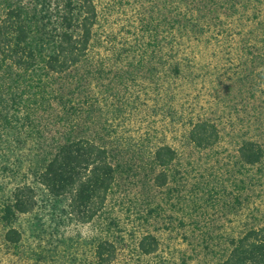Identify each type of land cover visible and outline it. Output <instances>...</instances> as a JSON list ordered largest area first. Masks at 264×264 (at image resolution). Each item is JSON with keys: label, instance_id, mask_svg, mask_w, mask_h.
Here are the masks:
<instances>
[{"label": "trees", "instance_id": "16d2710c", "mask_svg": "<svg viewBox=\"0 0 264 264\" xmlns=\"http://www.w3.org/2000/svg\"><path fill=\"white\" fill-rule=\"evenodd\" d=\"M263 115L264 0H0V264H264Z\"/></svg>", "mask_w": 264, "mask_h": 264}, {"label": "rangeland", "instance_id": "374dc122", "mask_svg": "<svg viewBox=\"0 0 264 264\" xmlns=\"http://www.w3.org/2000/svg\"><path fill=\"white\" fill-rule=\"evenodd\" d=\"M226 84L233 85V88H234L233 91L230 94H227L225 86H223V88H221V90L216 92V94L214 95L215 97H208V98H205V100H203L202 104L204 105V107L202 108V111H203V113H205V111L207 110L208 114L212 117H215V116H220L222 118L226 117V119H224L222 121L221 129H222V131H226V134H227L228 132L233 131L234 129L237 131L242 127L240 125H233L229 121V118L234 117V120H235L236 117L233 115V114H235L234 111L236 109H242V106L244 104H247L246 103L247 101L244 98L245 92L242 91L243 87H241L237 82L236 83L226 82ZM258 103L263 104L262 101H260ZM214 112H215V114H214ZM252 134H256V133L252 132ZM259 136H261V135H259ZM263 142H264V139H263ZM203 157L206 158L205 156H203ZM205 160H203L204 163L206 162ZM206 164H207V162H206ZM196 174L197 173H194V175H196ZM138 184L140 187L139 186H136V187L133 186L132 187L131 185H127L129 187L128 192H130V190H131L132 194L136 193V194H139L140 197H143L144 195L142 194V192L145 194L146 191L141 189V187H142L141 186L142 185L141 180L139 181ZM226 220L227 219L221 218V216L219 214H215L213 216L212 224H209L210 222L207 221V225H205V226L210 225V227H214V226L217 227V226L225 223ZM203 223H206V222L203 221ZM157 225L162 227L163 223H160ZM87 230H88L87 228L82 229L84 235L87 234ZM169 235L167 234L165 237V240H167L166 245H165L166 250H169L170 257L178 258L181 255L180 251L185 247V245L181 246L180 245L181 242L178 241L177 239H175L176 233H174L172 236H171V234H169ZM170 237L174 240L168 241V238H170ZM169 243L171 244V246H169L170 245Z\"/></svg>", "mask_w": 264, "mask_h": 264}]
</instances>
